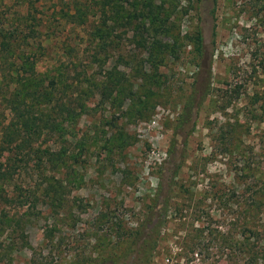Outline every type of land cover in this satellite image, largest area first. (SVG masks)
<instances>
[{
  "label": "rangeland",
  "instance_id": "374dc122",
  "mask_svg": "<svg viewBox=\"0 0 264 264\" xmlns=\"http://www.w3.org/2000/svg\"><path fill=\"white\" fill-rule=\"evenodd\" d=\"M0 171V264H264V0H0Z\"/></svg>",
  "mask_w": 264,
  "mask_h": 264
},
{
  "label": "trees",
  "instance_id": "16d2710c",
  "mask_svg": "<svg viewBox=\"0 0 264 264\" xmlns=\"http://www.w3.org/2000/svg\"><path fill=\"white\" fill-rule=\"evenodd\" d=\"M33 29L34 28L31 29V33L36 34V30H33ZM97 31L99 32L100 30H97ZM13 35H14V32L9 33V36H4V39L2 41V47L5 50H7V51H9L11 49V43H10L11 40L10 39H12L13 41L15 39V38L14 39L12 38ZM31 37H34V36H31ZM34 83H36V84H34ZM34 83L29 82V79H27V81L23 84L22 87H25L28 84L27 87H28L29 90L27 91V94L24 95L23 98H22V105H24V104L30 105V103L33 102L32 106L33 107H37L34 103L38 104V101H35V100L36 99L39 100L41 98L43 99L44 98L43 95L44 94L47 95L46 93H48V92L45 89L44 90L46 92L43 91V87H42V90H41V92H42L41 96L39 94H37V93H39L38 92L39 90H37L35 87H37V88H39V87L37 85V82L34 81ZM54 85H55V82H54V80H52V82L49 83V86H52L53 87ZM47 88H49V87H47ZM15 96H20V95H19V93H17V94H15ZM51 96L52 95L49 94L47 97L50 98ZM50 101H51V99H50ZM64 106H67V104L61 103V106H58V107L62 109V107H64ZM35 111L37 112V110H35ZM25 116L26 115L24 114V118H25ZM26 118H27V116H26ZM28 120L29 119L27 118L22 123V125H20V126H16L14 124L8 126V128L5 131V135L7 137H9V142L7 141L8 143H11V142L13 143V142H17V141L20 142L21 141V137H22V138H24L26 140V142H24V143L27 144L28 141H29V139H30V136L36 135L37 124H29V121ZM4 151H5V149H4ZM8 173L6 171H0V181L3 180L4 178L7 179V177L9 176ZM129 257H130V254L123 255L121 258H119V260L111 261V263L112 264H127V261L129 259Z\"/></svg>",
  "mask_w": 264,
  "mask_h": 264
},
{
  "label": "built area",
  "instance_id": "2783aa9c",
  "mask_svg": "<svg viewBox=\"0 0 264 264\" xmlns=\"http://www.w3.org/2000/svg\"><path fill=\"white\" fill-rule=\"evenodd\" d=\"M168 262H169V260H168Z\"/></svg>",
  "mask_w": 264,
  "mask_h": 264
}]
</instances>
